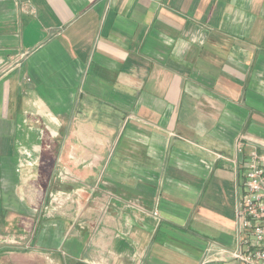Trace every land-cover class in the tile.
<instances>
[{
    "label": "crops",
    "instance_id": "obj_1",
    "mask_svg": "<svg viewBox=\"0 0 264 264\" xmlns=\"http://www.w3.org/2000/svg\"><path fill=\"white\" fill-rule=\"evenodd\" d=\"M240 143L264 148V0H0V222L62 161L96 198L70 261L241 264Z\"/></svg>",
    "mask_w": 264,
    "mask_h": 264
},
{
    "label": "rangeland",
    "instance_id": "obj_2",
    "mask_svg": "<svg viewBox=\"0 0 264 264\" xmlns=\"http://www.w3.org/2000/svg\"><path fill=\"white\" fill-rule=\"evenodd\" d=\"M47 167L41 166L37 181L27 183L23 214L9 213L1 219L0 264H78L74 258L70 261L64 256L70 249L76 257L80 246L76 244L67 248L60 241L68 242L73 234L96 237V198L91 193L92 188H87V197L80 195L85 189L70 185V182L74 183L71 181L73 176L68 170L66 174L62 161L50 168L52 174L47 172ZM52 226L59 232V242H56V249L51 250L37 243V239L42 232L47 236V228Z\"/></svg>",
    "mask_w": 264,
    "mask_h": 264
},
{
    "label": "built area",
    "instance_id": "obj_3",
    "mask_svg": "<svg viewBox=\"0 0 264 264\" xmlns=\"http://www.w3.org/2000/svg\"><path fill=\"white\" fill-rule=\"evenodd\" d=\"M238 152L244 179L237 198L233 257L241 264H264V148H254L245 157L244 144L240 143Z\"/></svg>",
    "mask_w": 264,
    "mask_h": 264
}]
</instances>
